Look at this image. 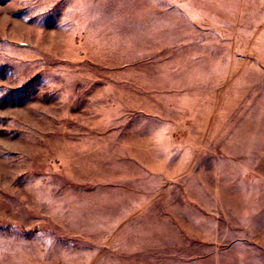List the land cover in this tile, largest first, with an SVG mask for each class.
Listing matches in <instances>:
<instances>
[{
  "label": "rangeland",
  "instance_id": "obj_1",
  "mask_svg": "<svg viewBox=\"0 0 264 264\" xmlns=\"http://www.w3.org/2000/svg\"><path fill=\"white\" fill-rule=\"evenodd\" d=\"M0 264H264V0H0Z\"/></svg>",
  "mask_w": 264,
  "mask_h": 264
}]
</instances>
